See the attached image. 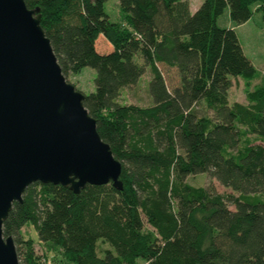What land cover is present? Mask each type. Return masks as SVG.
<instances>
[{
    "label": "trees",
    "instance_id": "trees-1",
    "mask_svg": "<svg viewBox=\"0 0 264 264\" xmlns=\"http://www.w3.org/2000/svg\"><path fill=\"white\" fill-rule=\"evenodd\" d=\"M105 1L24 0L65 79L94 69L83 106L121 164L122 189L28 185L1 225L18 264H40L26 224L53 264H264V80L248 89L255 70L234 30L215 23L225 8L236 24L253 7L264 19V0H201L193 12L186 0H118L121 22L108 21ZM143 65L147 104L118 102ZM234 77L245 104L228 102ZM198 173L232 193L184 181Z\"/></svg>",
    "mask_w": 264,
    "mask_h": 264
},
{
    "label": "water",
    "instance_id": "water-1",
    "mask_svg": "<svg viewBox=\"0 0 264 264\" xmlns=\"http://www.w3.org/2000/svg\"><path fill=\"white\" fill-rule=\"evenodd\" d=\"M39 20L38 7L0 0V264H18L1 225L28 185L122 189L121 164L97 133L84 94L61 73Z\"/></svg>",
    "mask_w": 264,
    "mask_h": 264
},
{
    "label": "rangeland",
    "instance_id": "rangeland-1",
    "mask_svg": "<svg viewBox=\"0 0 264 264\" xmlns=\"http://www.w3.org/2000/svg\"><path fill=\"white\" fill-rule=\"evenodd\" d=\"M190 3L191 11H194L201 0H186ZM103 10L107 15L109 22H121L122 15L119 12L118 0H106L103 3ZM215 23L218 27H227L234 30L240 47L244 56L250 61L254 70V78L248 81V89L252 90L256 85H259L264 80V19L260 13V10H255L253 7V13L251 17L243 23L236 24L229 19L228 10L225 8L223 12L217 16ZM100 41L97 43L99 51H105L106 42L100 37ZM135 60L138 63H142V59L135 54ZM144 66V72L139 80L132 86L124 87L117 98L118 102L124 104H134L143 106L148 101L147 81L149 78V70L146 65ZM95 71L93 68L85 66L76 74H70L66 80L73 84L76 90L86 94L93 90V78ZM246 81L241 77H234L231 79V87L228 89L227 99L229 103L234 101L245 104V83ZM148 96V97H147ZM258 143V142H257ZM184 181L192 186L211 187L216 192L226 195L232 193V191L220 185L213 177H210L207 173H198L193 175H187L184 177ZM236 194V193H234ZM232 209L233 206L229 205ZM22 238H31L33 240V250L36 256L39 257L40 264H53L49 257L51 253L46 250L45 245L38 241L36 232L28 224L20 228ZM111 249L108 243L97 244V251L101 254L104 248ZM45 254L48 256L45 258Z\"/></svg>",
    "mask_w": 264,
    "mask_h": 264
},
{
    "label": "crops",
    "instance_id": "crops-1",
    "mask_svg": "<svg viewBox=\"0 0 264 264\" xmlns=\"http://www.w3.org/2000/svg\"><path fill=\"white\" fill-rule=\"evenodd\" d=\"M188 4H189V11H190V12H193V11H191V9H190V3H188ZM196 8H197V7H195V9H196ZM195 9H194V10H195ZM227 93H228V92H227Z\"/></svg>",
    "mask_w": 264,
    "mask_h": 264
}]
</instances>
